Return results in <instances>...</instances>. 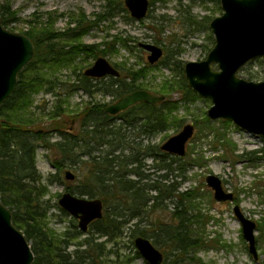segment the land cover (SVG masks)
<instances>
[{
	"label": "trees",
	"instance_id": "16d2710c",
	"mask_svg": "<svg viewBox=\"0 0 264 264\" xmlns=\"http://www.w3.org/2000/svg\"><path fill=\"white\" fill-rule=\"evenodd\" d=\"M105 8L99 20L109 19L114 10L125 12L128 19L135 20L124 0H107ZM0 16L4 27L15 31L10 23L17 19L16 12L8 2L0 0ZM75 19L71 23L74 21L76 25L65 31H55L52 23L43 27L31 24L30 29L21 31L33 40L35 56L18 74L15 90L0 106V198L12 211L14 224L23 230L31 243L35 255L32 264H131L133 257L114 249L113 245L118 243L124 227L131 222L134 227L129 229L135 239L152 238L156 246L165 249L164 264H183L185 261L202 264L195 257L194 248L203 243L191 228L195 222L203 223L200 220L202 215L192 214L188 205L195 191L181 190L179 182L174 180V177L186 178V163L194 162V158H191L190 151L177 156L149 141L170 125L178 124L174 111L180 107V102L187 105L200 98L188 85L183 68L177 76L179 78H165L154 89L158 94L166 95L163 101L138 102L117 115L108 113L106 104H86L83 110L72 115L80 122L76 132L66 130V110L60 101L63 93L55 94L59 97L58 102L48 111L43 109L38 114L34 109V95L42 90L52 92L59 89L67 94V90L82 89L90 95L103 92L118 100L135 90L151 89L140 81L153 67L150 63L139 69L127 68L117 77L87 76L85 70L92 63L87 66L83 60H96L116 43L130 49V39L115 36L104 45L103 42L84 43L83 35L89 33L98 21L88 19L84 13ZM79 57L82 58L78 61ZM70 67L78 71L73 83L62 82L55 76ZM173 91L181 92L182 97L171 99ZM45 115L52 123H44ZM205 119L209 121V118ZM53 132L59 135V140L51 141ZM145 139L148 140L146 144ZM39 146L57 153L54 166L58 172L66 168L67 160L74 164L83 163L86 168L81 181L83 186L66 188L78 196L99 197L104 203L103 217L94 220L86 232L79 229L75 219L72 220L74 228L62 233L49 226L47 217L53 204L45 199L48 185L43 184V176L37 168ZM263 151L264 148L246 154L253 161L259 159L258 152ZM82 157L87 159L81 160ZM148 158L155 162L148 168L154 169L152 175L160 171L165 174L151 177L141 171ZM130 175L137 178L132 179ZM57 176L56 173L49 176L48 182ZM166 201L167 205H173L169 223L160 218L147 220L152 213L164 211ZM55 206L62 209L57 204ZM81 235H85L82 240ZM104 237L106 240H101ZM140 255L136 250L135 257ZM145 264L149 263L145 261Z\"/></svg>",
	"mask_w": 264,
	"mask_h": 264
},
{
	"label": "rangeland",
	"instance_id": "374dc122",
	"mask_svg": "<svg viewBox=\"0 0 264 264\" xmlns=\"http://www.w3.org/2000/svg\"><path fill=\"white\" fill-rule=\"evenodd\" d=\"M1 1L8 2L16 12L17 19L10 23V27L16 32L22 33L21 31L30 29L31 24L43 27L50 23L53 24L55 31H65L75 26L76 23L71 21L84 13L88 19L98 21L89 33L83 35L84 43L103 42L104 45L105 42L110 43L114 40L115 36L129 38L130 49L116 43L115 46L107 48L106 54L100 55L106 57L121 72L127 68L139 69L150 63L149 52L141 46V43H153L163 47L162 58L147 71L146 78L140 80L151 87L149 91L152 92H155L154 89L158 88L165 78H179L177 76L180 75L187 61H199L206 58L215 42L214 34L209 26L210 21L222 13L220 0H150L148 14L141 20H130L125 12L117 13L115 10L109 19L99 20L98 17L106 9L107 0ZM81 58L79 57L78 61ZM94 61L95 58H90L82 62L88 66ZM71 68L73 67L59 71L55 76L62 82L67 81L71 84L76 81L78 72ZM238 75L248 80H264V62L261 58L253 60L243 67ZM57 92L63 93L60 101L66 110L65 127L70 132H76L80 127V122L75 120L73 113L83 110L86 104L109 105L117 101L103 92L90 95L82 89L67 90V94L59 89H54L52 92L42 90L34 95L33 107L38 114L43 109L48 111L58 102L59 97L55 95ZM170 95L173 100L182 97L181 92L178 91H173ZM211 105L210 98L201 96L187 105L180 102V107L174 111L178 124L170 125L166 130L151 137L149 141L161 146L167 139L178 133L185 124L194 125V134L186 144V153L191 152L194 162L187 161L185 179L174 177V180L179 182L181 190L195 191V196L188 205L192 209V214L202 215L200 220L203 223L195 222L191 227L194 235L199 236L203 243L194 248L195 257L199 258L202 264H264V151L258 152L260 158H255L253 161L249 159V154H246V152L263 149L264 138L246 132L230 120L211 119L207 114ZM204 116L209 118V121ZM43 120L46 124L52 123L47 115ZM59 139L56 132L51 133V141ZM147 141L144 140L145 144ZM57 158L56 152L39 146L37 168L43 176V184L48 185L49 192L45 199H49L54 205L48 212L47 222L50 227L62 233L69 228H74V223L77 224L78 221L55 205L60 207L58 199L66 191L67 186L75 189L83 186L81 181L86 174V168L83 163L74 164L71 160H67L66 168L58 172L54 166ZM86 159L87 157H82L81 160ZM143 163L145 168H141V171L151 174V177L165 174V171H160L152 175L154 169H148L155 163L152 158L145 159ZM67 170L75 173L74 180L65 178ZM55 173L58 176L52 182H48L47 178ZM177 173L175 171V174ZM208 174H216L222 179L224 189L234 193V201L220 202L214 198V191L206 182ZM130 178L137 177L131 175ZM164 204L167 205L168 201ZM236 204L240 205L246 217L256 222L257 259L249 252L248 242L243 236L242 224L234 211ZM110 208L113 210V206ZM172 209L173 205L170 203L164 211L152 213L147 220L160 218L169 223ZM73 219L76 222L73 223ZM132 223L134 222L124 227L123 236L116 241L118 243H113L114 249H119L120 252L133 257L131 264H145L141 255L135 257L137 250L133 243L135 237L129 229L132 228ZM84 237L85 235H81L80 240ZM101 240L106 239L104 237ZM159 249L162 252L165 250L162 247ZM183 264L194 263L185 261Z\"/></svg>",
	"mask_w": 264,
	"mask_h": 264
},
{
	"label": "water",
	"instance_id": "95a60500",
	"mask_svg": "<svg viewBox=\"0 0 264 264\" xmlns=\"http://www.w3.org/2000/svg\"><path fill=\"white\" fill-rule=\"evenodd\" d=\"M130 15L136 20L146 17L150 0H124ZM222 13L210 21L215 37L207 56L199 61H187L185 77L190 88L201 97L210 98L207 114L211 119L230 120L235 125L264 138V80H248L238 75L249 62L264 60V0H220ZM149 52L148 61L156 63L163 56V48L153 43H141ZM35 44L26 34L4 27L0 16V106L16 88L18 74L34 58ZM216 66V68H214ZM87 76L101 78L119 76L120 71L104 56H99L85 70ZM166 99L146 89L125 94L106 106L110 114H117L138 102L155 103ZM1 125V123H0ZM194 134V125L183 128L162 145L161 149L177 156L186 154V144ZM68 180L76 178L67 170ZM207 185L217 201H234V193L226 191L222 179L208 174ZM59 205L78 220L79 229L86 232L90 224L104 215V203L99 197L78 196L65 191ZM234 211L242 224L243 236L249 252L258 258L255 238L256 222L246 217L240 205ZM135 246L149 264H161L163 252L146 237H137ZM35 255L22 229L12 220V211L0 198V264H32Z\"/></svg>",
	"mask_w": 264,
	"mask_h": 264
},
{
	"label": "flooded vegetation",
	"instance_id": "af4514ba",
	"mask_svg": "<svg viewBox=\"0 0 264 264\" xmlns=\"http://www.w3.org/2000/svg\"><path fill=\"white\" fill-rule=\"evenodd\" d=\"M163 48V47H162ZM163 55H164V49H163ZM162 58V57H161ZM92 66V65H91ZM185 66V65H184ZM89 68V67H88ZM183 72H184V67H183ZM184 75H185V73H184ZM91 77V76H90ZM117 77V76H116ZM93 78H96V77H93ZM186 78V77H185ZM188 82V81H187ZM139 90H142V89H139ZM118 113H120V112H118ZM117 113V114H118ZM117 114H111V115H117ZM129 177H131V175L129 176ZM66 178V177H65ZM75 218V217H74ZM76 219V218H75ZM77 220V219H76ZM78 221V220H77ZM78 224V223H77ZM79 227V226H78ZM163 255H164V259H163V261H162V263L161 264H164V261H165V254H164V252H163ZM145 260V259H144ZM146 261V260H145Z\"/></svg>",
	"mask_w": 264,
	"mask_h": 264
},
{
	"label": "bare ground",
	"instance_id": "6f19581e",
	"mask_svg": "<svg viewBox=\"0 0 264 264\" xmlns=\"http://www.w3.org/2000/svg\"><path fill=\"white\" fill-rule=\"evenodd\" d=\"M63 209V208H62Z\"/></svg>",
	"mask_w": 264,
	"mask_h": 264
}]
</instances>
